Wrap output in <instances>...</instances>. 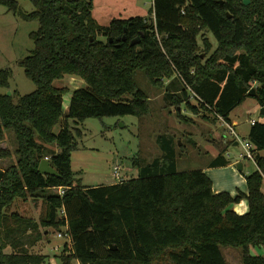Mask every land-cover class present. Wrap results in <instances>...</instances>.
Masks as SVG:
<instances>
[{
	"label": "trees",
	"instance_id": "1",
	"mask_svg": "<svg viewBox=\"0 0 264 264\" xmlns=\"http://www.w3.org/2000/svg\"><path fill=\"white\" fill-rule=\"evenodd\" d=\"M32 2L35 10L22 14L39 27L31 33L34 49L20 64L36 89L15 100L12 70L0 69V88L8 89L0 90V141L10 129L17 141L14 152L0 148L4 157L17 156L16 163L0 167V264H43L46 256L26 245L41 240L50 226L66 225L72 246L65 244L61 264H229L223 247L241 249L242 264H264V254L252 252L264 246V156L258 152L264 149V120L252 123L245 138L255 145L257 169L245 175L247 192L236 195L215 192L203 169L178 170L170 142L165 162L134 159L139 175L113 184L83 185L72 166L79 125L87 118L149 113L138 69L152 85L166 87L181 118L185 103L230 121L252 87L264 105V0H153L151 16L114 18L107 25L94 17L93 0ZM0 4L19 9V0ZM209 32L218 45L202 57L213 48ZM66 76L84 83L54 85ZM226 150L219 149L212 166L229 164ZM46 156L57 175L39 171ZM54 187H63V194L52 193ZM32 196L45 203L40 223L9 210ZM243 199L249 210L239 214L233 205Z\"/></svg>",
	"mask_w": 264,
	"mask_h": 264
},
{
	"label": "rangeland",
	"instance_id": "2",
	"mask_svg": "<svg viewBox=\"0 0 264 264\" xmlns=\"http://www.w3.org/2000/svg\"><path fill=\"white\" fill-rule=\"evenodd\" d=\"M152 1L93 0V11L104 5L112 7L113 12L101 19L103 22L99 20L107 25L116 17L128 18L143 14L151 16ZM33 10H35V5L32 0H19L18 11L9 10L6 5L0 4V69L10 68L12 70L10 90L16 91L15 100L18 99V94L30 93L37 87L20 64V61L29 55L35 47L31 33L38 29L39 21L26 19L22 14ZM207 36L213 42V48L211 52H202V54L210 56L218 42L213 33L209 32ZM199 44L204 50L201 38ZM135 77L139 88L150 97L149 113L144 116L126 114L102 118L89 117L79 125L82 134L77 137L79 145L73 153L72 166L75 177L81 184L86 186L113 184L120 180L136 177L139 175V169L134 165L133 160L138 159L144 164L152 163L156 159L165 162L167 160V142H170V146L176 153L177 167L180 171L207 167L214 159L213 153L221 147L227 146L224 155L232 162L234 161V164L208 170V174L215 179L213 185L215 183L216 188L219 182H224V180H226L224 187L231 188L235 185L234 181L237 177L243 178L246 174L257 169V164L253 159L244 157L245 150L242 142L238 145L233 142L229 143L233 136L228 128V124L237 120L240 137L242 139L247 137L252 125L251 119L262 117L260 114L261 105L256 97L249 95L235 107L229 115L232 121L216 117L214 112L202 107L198 112H194L185 103L180 108L185 117L181 118L177 113L176 106L167 97L166 87L152 85L142 69L136 71ZM165 82L168 84L169 80L166 79ZM80 83V79L76 76H66L61 80L54 81V85L57 87H78ZM257 84L254 83L255 86ZM0 90L8 91L7 88H0ZM70 98L71 93H67L64 97L65 108L68 107ZM192 102L199 105L195 98H192ZM70 122L73 124L72 119ZM16 147L15 132L10 129L6 132L5 139L0 141V148H7L14 152ZM50 147L59 150L56 145ZM16 161V154L4 157L0 152V166L7 168ZM239 162L244 165L242 171L239 170ZM116 165L121 167L119 176L115 175ZM51 192L57 193L58 191L51 189ZM9 210L34 218L40 223L45 203L42 197L32 196L28 200H16ZM9 223L12 224V220ZM40 230L44 231L45 227L40 225ZM47 230L49 232L41 240L34 244L28 243L26 246L30 252L46 256V262L43 264H61L62 255L65 253V244L67 243L69 247L72 244L65 236H59V232L64 228L56 229L50 226ZM57 245H59L58 249ZM7 250H11V247H8ZM223 252L229 264H242L241 249L223 247ZM252 252L264 254V246L252 247ZM72 264H81V262L73 259Z\"/></svg>",
	"mask_w": 264,
	"mask_h": 264
},
{
	"label": "crops",
	"instance_id": "3",
	"mask_svg": "<svg viewBox=\"0 0 264 264\" xmlns=\"http://www.w3.org/2000/svg\"><path fill=\"white\" fill-rule=\"evenodd\" d=\"M152 5H153V1H152ZM111 8H112V7H110V6H108V5H104V6L100 7V8H97L96 11H93V12H94L93 15H94V17L98 20V22L101 23V21H102L101 19L106 18L107 16H109L110 13L113 12L114 9H111ZM101 9H102V10H101ZM93 10H94V9H93ZM101 11H102V12H101ZM143 15H146V14H143ZM116 18H117V17H116ZM99 20H101V21H99ZM102 22H103V21H102ZM109 23H110V21L108 22V24H109ZM101 24H103V23H101ZM77 78H78V77H77ZM79 79H80V81H81V83H80L79 85H82V84L84 83V81H83V79H81V78H79ZM252 120H264V117H261L260 119L252 118V119H251V123H252ZM231 121H232V120H231ZM231 124H233V125L236 127V129L240 132L239 128H237V125H238V121H237V120H233ZM230 140H232L233 143H234L235 145L240 144V141L237 140V139H234L233 137H232ZM238 141H239V143H236V142H238ZM55 149H56V151H57V148H55ZM263 151H264V149L259 150L258 152H259L261 155L264 156ZM73 153H74V152H73ZM218 154H219V150H218L217 152L213 153L214 159H213V160L207 165V167L200 168V169L205 170V172L208 174V170H209L210 168L223 167V166H212V162L215 160V158L218 156ZM227 159L229 160V164L226 165V166H232V165L234 164V161L232 162L230 158H227ZM72 161H73V157H72ZM0 167L5 169V167H3V166H0ZM136 168H137V167H136ZM137 169H138V168H137ZM243 169H244V165H243ZM243 169H242V170H243ZM242 170H241V171H242ZM208 175H209V174H208ZM217 175H218V174H217ZM209 176H210L211 178H213V181L215 182L214 177H213L212 175H209ZM225 182H226V180H224V182H219L217 188H216L215 183H214V185H213V189H214V191H215V192H221V191L226 190V191L231 192L233 195H236V194L238 193V190H239V189L243 190L244 192H247V184H246V178H245V177H243V178H242V177H237V179L234 181V184H235V185L232 186L231 188H227V189H226V187H224V186H225ZM262 189H263V191H264V182H263ZM233 208H234L239 214H244V213H246V212L249 210L248 201H247L246 199H243L241 202L234 204V205H233ZM9 247H10V246H9Z\"/></svg>",
	"mask_w": 264,
	"mask_h": 264
},
{
	"label": "built area",
	"instance_id": "4",
	"mask_svg": "<svg viewBox=\"0 0 264 264\" xmlns=\"http://www.w3.org/2000/svg\"><path fill=\"white\" fill-rule=\"evenodd\" d=\"M255 121L256 120H252V123H254ZM228 128H229L230 133L233 136V138L239 140L240 142H242V144L244 146V150H245L244 157H248L250 159H253L256 162V160H255V151H254L255 150V145L252 142H250L249 140H247V139H242L240 137V132L236 129V127L233 124H228ZM241 156H242V154H241ZM45 158L49 159V156H46ZM120 170H121L120 165H116V167H115V175L116 176L120 175ZM120 181H122V180H120ZM53 189H57V191H58L57 193H59V194H63V192H64V188L63 187H54ZM63 228H64V230L59 232V236L60 237H64L65 236L67 238L68 242L70 244H72L71 236H70V234L68 232V225L64 226ZM58 247H59V245L56 246L57 249H58Z\"/></svg>",
	"mask_w": 264,
	"mask_h": 264
},
{
	"label": "water",
	"instance_id": "5",
	"mask_svg": "<svg viewBox=\"0 0 264 264\" xmlns=\"http://www.w3.org/2000/svg\"><path fill=\"white\" fill-rule=\"evenodd\" d=\"M221 2H223V0H221ZM243 2H244V4L248 5L251 2V0H243ZM229 16H231V14H229ZM138 41H139V38L133 40L132 43H137ZM202 57H205V54H202ZM249 94L256 96V94H257L256 88L252 87L249 90ZM260 114L262 117H264V105H262L260 108ZM236 143H239V141ZM238 166H239V170L243 169V163L242 162H239ZM39 171L44 173V174H54V175L58 174V171L56 170V168H54L52 166L51 161L48 158H43L41 160V162L39 164Z\"/></svg>",
	"mask_w": 264,
	"mask_h": 264
}]
</instances>
